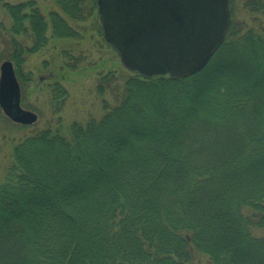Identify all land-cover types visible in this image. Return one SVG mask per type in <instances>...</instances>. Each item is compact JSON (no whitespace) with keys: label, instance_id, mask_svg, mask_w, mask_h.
Instances as JSON below:
<instances>
[{"label":"trees","instance_id":"obj_1","mask_svg":"<svg viewBox=\"0 0 264 264\" xmlns=\"http://www.w3.org/2000/svg\"><path fill=\"white\" fill-rule=\"evenodd\" d=\"M50 1L75 22L96 9L95 0ZM3 7L10 34L26 23L32 44L43 42L47 20L33 1ZM238 11L229 0L225 39L200 72L133 73L100 121L16 147L0 185V264H264V236L252 234L264 228V39ZM242 11L264 16V0ZM49 17L54 37H73ZM198 90L207 99L185 107ZM151 93L168 103L144 101Z\"/></svg>","mask_w":264,"mask_h":264},{"label":"rangeland","instance_id":"obj_2","mask_svg":"<svg viewBox=\"0 0 264 264\" xmlns=\"http://www.w3.org/2000/svg\"><path fill=\"white\" fill-rule=\"evenodd\" d=\"M28 1H34L40 14L47 20L45 39L37 46L32 44V35L26 23H23L22 33L17 36L10 34L12 19L3 7V4L15 5ZM243 1L233 0L235 9L239 10L237 14L235 12L234 19L242 21L244 29H255L264 39V16L241 12ZM51 12L62 17L73 30V37L53 36L49 21ZM15 43L22 49L17 63L13 62L21 90V106L35 112L38 118L31 125L16 124L0 108V185L5 183L14 163L15 149L22 141L44 130H58L68 136L73 123L85 126L88 122L100 121L116 107L125 81L134 76L121 65L116 52L104 42L96 9L88 13L83 21L75 22L50 0H0V65L5 60L12 61L10 55ZM240 72L243 70L240 69ZM216 75L206 81L201 78L200 88L209 81L213 84ZM55 85L64 90L62 98H56L53 92ZM199 91H194L189 100H181L185 107L198 105L207 99V95ZM144 97V101L153 98L162 105L169 100L166 94L153 96L151 93L148 96L144 94ZM45 156L50 161L51 154L45 153ZM37 166L40 168L36 171L41 173L43 164L38 163ZM88 183L86 180L83 182L85 186ZM252 234L262 237L264 228L253 229ZM206 263L207 258L201 256L194 264Z\"/></svg>","mask_w":264,"mask_h":264},{"label":"water","instance_id":"obj_3","mask_svg":"<svg viewBox=\"0 0 264 264\" xmlns=\"http://www.w3.org/2000/svg\"><path fill=\"white\" fill-rule=\"evenodd\" d=\"M102 38L121 65L145 78L178 79L205 68L230 24L229 0H95ZM0 108L12 122L31 125L21 106L11 61L0 65Z\"/></svg>","mask_w":264,"mask_h":264},{"label":"flooded vegetation","instance_id":"obj_4","mask_svg":"<svg viewBox=\"0 0 264 264\" xmlns=\"http://www.w3.org/2000/svg\"><path fill=\"white\" fill-rule=\"evenodd\" d=\"M34 2V1H33ZM35 3V2H34ZM36 4V3H35ZM38 8V7H37ZM39 9V8H38ZM7 13V12H6ZM46 19V18H45ZM49 21H50V17H49ZM22 23L20 24V27H18L17 29V35H19L20 33H22ZM32 43H33V37H32ZM15 47H16V51H15V54L16 56H21V52H22V49L19 47V45L17 46V44L15 43Z\"/></svg>","mask_w":264,"mask_h":264}]
</instances>
